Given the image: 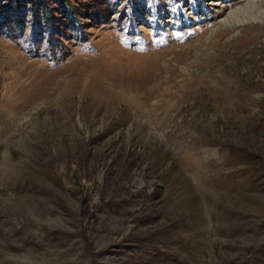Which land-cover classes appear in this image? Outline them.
Returning <instances> with one entry per match:
<instances>
[{
  "label": "rangeland",
  "instance_id": "374dc122",
  "mask_svg": "<svg viewBox=\"0 0 264 264\" xmlns=\"http://www.w3.org/2000/svg\"><path fill=\"white\" fill-rule=\"evenodd\" d=\"M178 2L0 0V264H264V22Z\"/></svg>",
  "mask_w": 264,
  "mask_h": 264
},
{
  "label": "bare ground",
  "instance_id": "6f19581e",
  "mask_svg": "<svg viewBox=\"0 0 264 264\" xmlns=\"http://www.w3.org/2000/svg\"><path fill=\"white\" fill-rule=\"evenodd\" d=\"M186 1L187 0H181V3H179L180 2L179 1L178 4L177 3L174 4V7L172 8L173 10L170 11L172 12V15L168 18L170 20H167L166 19L167 17L165 16V12H169V11L167 10V8L163 7V12L156 14V15H159L160 17L159 16L156 17L154 22H156L157 19L158 21L164 22V24L161 23V25L167 29L169 26L175 23L176 25L174 27L179 28L181 27V25L183 26L182 24L183 17H190L192 19H196V17L200 13H203L201 18L205 15L206 16L208 15L212 17V19H215V23L209 26V28L207 29V32L205 33V36H204V40H205L204 44L206 43L205 45L209 44L212 41L213 36L216 35L217 33H220L219 30L222 29L223 25H225L226 23H229V21H231V24L229 25L228 28H226L227 33L229 34V33L239 31L241 29H245L246 30L245 38L251 32L255 33L257 32V30L259 31V29L263 27V24H259L258 21L264 22V0H236L230 6H228L227 10L224 11L223 15H220L219 18L216 15V13L218 12L221 13V9H217V6L220 5L219 1L218 2L212 1L210 2V4L208 3V5H211L210 9L207 8L206 6L204 7L205 1L203 0L201 2H198V1L197 3L195 2L194 6L203 7L204 11L202 12L201 10H198L197 8L198 12L192 16H191V11L181 12V10L178 9V7H184L183 3ZM188 2H190V5L192 4V0H188ZM139 3L140 2H137V5L136 6L133 5L131 9L134 8L137 12H139L138 11ZM121 4H124V2H122ZM116 14L119 18H121V15H123L121 11H117ZM153 16L154 15H152V17ZM125 18H128V22L130 21V18L132 19L139 18V19H143L144 22H146L145 16H143L142 13H137V14L131 13L130 15L128 14V17H125ZM206 20L209 21L208 19ZM214 25L216 27H213Z\"/></svg>",
  "mask_w": 264,
  "mask_h": 264
},
{
  "label": "built area",
  "instance_id": "2783aa9c",
  "mask_svg": "<svg viewBox=\"0 0 264 264\" xmlns=\"http://www.w3.org/2000/svg\"><path fill=\"white\" fill-rule=\"evenodd\" d=\"M132 27V26H131ZM133 27H135V26H133Z\"/></svg>",
  "mask_w": 264,
  "mask_h": 264
}]
</instances>
